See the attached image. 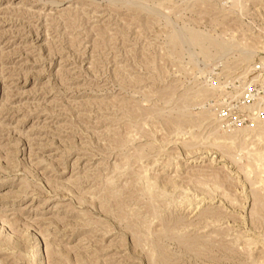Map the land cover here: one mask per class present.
<instances>
[{
    "label": "rangeland",
    "instance_id": "1",
    "mask_svg": "<svg viewBox=\"0 0 264 264\" xmlns=\"http://www.w3.org/2000/svg\"><path fill=\"white\" fill-rule=\"evenodd\" d=\"M250 81L264 0H0V264H264Z\"/></svg>",
    "mask_w": 264,
    "mask_h": 264
},
{
    "label": "built area",
    "instance_id": "2",
    "mask_svg": "<svg viewBox=\"0 0 264 264\" xmlns=\"http://www.w3.org/2000/svg\"><path fill=\"white\" fill-rule=\"evenodd\" d=\"M255 69L262 71L257 64ZM218 110L219 122L228 130L255 129L264 122V84L247 82L241 93Z\"/></svg>",
    "mask_w": 264,
    "mask_h": 264
}]
</instances>
